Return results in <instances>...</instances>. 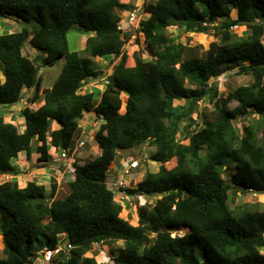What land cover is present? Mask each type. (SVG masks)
<instances>
[{
  "label": "trees",
  "instance_id": "obj_1",
  "mask_svg": "<svg viewBox=\"0 0 264 264\" xmlns=\"http://www.w3.org/2000/svg\"><path fill=\"white\" fill-rule=\"evenodd\" d=\"M129 8L120 0H0V17L38 26L32 34L23 29L0 35L4 75L0 106L16 104L24 89L33 90L30 104L43 96L41 107L21 110L22 131L0 115V174L16 176L18 167L12 160L21 153L27 159L33 155L42 167L49 162L51 149H72L84 113L92 111L102 121L94 135L101 153L90 163L74 165V179L64 198L48 205L44 185L34 179L23 186L14 180L0 184V210L12 218L0 232L4 254L0 264H34L40 251L60 243H69L72 249L68 255H56L50 264H108L85 257L84 250L112 241L123 243L112 264H264V210L258 203L236 210L228 204L231 188L242 194L250 189L264 193V66L260 67L264 0L146 4L147 17L138 26L149 60L123 51L129 36L120 29L119 13ZM233 9L235 19L230 18ZM216 21L220 23L215 25ZM252 21L259 24L241 25ZM174 26L189 33L212 31L218 39L207 49L183 44L169 33ZM233 26H245V34L234 33ZM71 30L89 35L87 57L69 50ZM25 43L44 55L43 66L63 59L50 88L41 89L38 65L23 54ZM110 55L121 58L104 89H86L101 74L94 59ZM224 65L236 68L237 75L250 74L252 82L222 97L209 81L224 73ZM203 99L214 101L217 116L197 128L192 115ZM232 101L237 103L234 108L229 107ZM248 109L258 123L239 135L231 122ZM53 122L58 128L51 130ZM35 140L38 145L33 149ZM146 142L155 148L151 160L160 166L137 187L125 189L136 208L138 225L132 226L122 218L123 206L109 186L107 171L118 151ZM231 164L227 182L221 167ZM56 190L52 184V196ZM143 195L161 198L148 208L139 204ZM182 231L183 235L171 236Z\"/></svg>",
  "mask_w": 264,
  "mask_h": 264
},
{
  "label": "rangeland",
  "instance_id": "obj_2",
  "mask_svg": "<svg viewBox=\"0 0 264 264\" xmlns=\"http://www.w3.org/2000/svg\"><path fill=\"white\" fill-rule=\"evenodd\" d=\"M121 3L127 4L129 8L128 11L120 12L121 21L119 23V26L121 27V30L125 35L129 36V39H125V44L123 46V51L130 55L132 52L139 53L141 57L145 60L150 59V54L146 50V46L144 44L143 36L140 33V26H138L139 22L147 17L146 12L142 13L143 5H146L148 3H153L155 0H120ZM136 11V18L137 20H134L133 22L128 21V16L130 12ZM236 12L235 9L232 10V16L230 15V18L235 19L236 16L234 14ZM220 21H216L214 24L218 25ZM38 26L37 23L32 21L30 23H25L22 21H19L13 25H7L6 33L9 32H19L23 29L28 30L31 34L37 30ZM246 31L245 26H237L233 30L234 33L241 36L244 35ZM169 33L173 38L177 39L178 42H181L183 44H191V45H201L203 49H207L208 45L213 42L217 41V37L211 32L209 34H197V33H189L183 30V26H174L169 28ZM2 34V33H0ZM89 35L84 34L83 32H79L76 30H71L67 35V41H68V47L70 51L77 52L80 56L87 57V53L85 51V41ZM262 42L264 45V37L262 38ZM31 47L28 43H25L23 48V54L25 56L29 57L31 60L35 62L36 65L39 67V78L42 81V88L46 89L50 88L54 82L57 80L62 67H63V59H59L53 66H43L42 65V59L44 58V55L42 53H39L35 50V53L32 55L30 54ZM121 55L118 57L116 56H104L98 59H94L95 65L98 66L97 70L101 72V74L95 78L91 79L89 81V84L87 85L86 89H99L102 91L104 89L105 83L107 81V77L111 75L113 67L120 61ZM232 65H224L221 67V70H224V73L217 79H211L209 81L210 84H215L218 88V91L222 97H226L228 93L232 92L235 88L243 85H248L252 82L251 75H237L236 68ZM3 70L2 66L0 67V70ZM1 75V72H0ZM1 79V78H0ZM27 94H30V97L33 95V90L30 92L27 89L23 90L22 93V99L18 101L16 104L0 109V115H4V120L6 122H10L12 124H15L18 129L21 128L22 123L20 122L21 117V110L28 106L31 109L37 108L39 105H42L41 102H43V96H41V99H38L36 103L30 104L27 100ZM124 99V95H121ZM27 99V100H26ZM179 101H174V105H177ZM189 103V102H187ZM237 105L236 102L232 101L229 104L230 108H234ZM122 110L121 112H123ZM217 111L215 108L214 101H209L208 99H203L201 101L197 102V111L192 115V119L196 121L198 124L197 128H201L204 126V123L206 120L215 119L217 116ZM232 126L236 129L239 135H242L245 133V129L252 125L258 123V117L255 113L251 112L248 109L247 114L244 117L237 118L233 120ZM102 124V121L98 119V117L92 112L84 113L82 118L79 120L80 129L79 131L74 135L72 140L73 147L76 146L78 140L83 141L85 144L82 148L78 149L76 153L69 159L63 162L62 165H58V168L62 169L60 172V175L58 173H55L54 171H50L49 174V182L46 185L45 191H46V202L48 205L51 204V202L54 199H60L64 198L68 194V187L67 184L73 179L74 175H71L74 173L73 170H71L70 175H67V173H63V166L68 164V161H71L70 165H78L83 166L84 164L90 163L92 160H94L99 155V147L94 139L95 133L98 131L100 125ZM185 124H182V127H184ZM264 127V126H263ZM58 125L55 123L50 124V129L54 130L57 129ZM262 131L263 128H260L257 132V137L260 139L262 137ZM177 139H180L182 144L186 145L188 144L187 140L183 139L182 135H177ZM38 145V142L35 140L32 142L33 149ZM52 153L50 152V155L55 154V151L51 149ZM155 148L150 145V143L146 142L143 144H139L135 146L132 149L128 150H121L118 151L115 157V161L111 166H109V174L108 177L114 179L113 181L117 179H124L125 181V188H135L137 187V184L141 182L144 177L149 173H156L159 169L160 164L157 162H154L151 160L152 154H154ZM23 155V154H22ZM25 157V156H23ZM26 161L29 163L27 164V170L25 172V177L22 179V174H17V177H12L10 175H5L3 173L0 174V184L5 181L14 180L16 182H22L27 183V181L35 179L36 174H45L44 172L40 173L37 170L42 171L46 166H57L54 165L52 162V157H50L49 162L46 166L42 167L37 165L35 158L33 155L29 159L26 158ZM14 164V161H12ZM169 166V164H168ZM36 167V169H33ZM38 167V169H37ZM232 167L233 165H230V168H227L226 166L221 167V170L226 171L225 179L227 182L230 179V176L232 175ZM124 171H128V174H124ZM119 172V175L117 174ZM33 177V178H32ZM40 180V179H39ZM35 180V181H39ZM56 184L57 190L55 191L54 195H51V185ZM19 186H21L20 183H18ZM117 194V193H116ZM228 204L229 207L232 210H236V208L243 204H257L258 207L261 210H264V193L263 194H257V197H254L251 193H248L244 191V193H238L235 191L234 188H231L229 191L228 196ZM160 195H151V196H140L139 198V204L146 206V207H152L156 200L160 199ZM115 199L117 202H119L121 205H123V211H122V218L132 226L138 225V219L136 215V208L134 207V199L127 195V198H122L121 195L117 194L115 195ZM12 222V218L6 215L3 211L0 210V232L2 228H8L10 226V223ZM185 231L182 232H172L171 236L174 235H183ZM148 236L150 238L154 237L153 234L148 233ZM61 239H65L60 237ZM123 248L122 241L117 242H105L100 244H92L89 247H87V250H84L85 257H92L97 262L100 263H108L112 264V258L114 257V254ZM44 250V249H43ZM262 253L264 254V248L262 250ZM4 256L3 254V244H2V238L0 236V258ZM34 264H42L40 261V258L34 260Z\"/></svg>",
  "mask_w": 264,
  "mask_h": 264
},
{
  "label": "built area",
  "instance_id": "obj_3",
  "mask_svg": "<svg viewBox=\"0 0 264 264\" xmlns=\"http://www.w3.org/2000/svg\"><path fill=\"white\" fill-rule=\"evenodd\" d=\"M134 20H136V11H133L132 13L129 14V18L128 21L131 23ZM204 25H207L206 23H204ZM236 28V26L231 27L232 30H234ZM107 83V82H106ZM84 142L78 140L77 144L75 147H73L72 149H66V150H62V149H56L54 156L52 155V162L54 163V165H62L64 161H66L67 159L71 158L78 149L82 148L84 146ZM69 162V161H68ZM64 170L63 173L65 174V172L69 171L68 175H70V171L73 170L72 165H70V162L66 165L63 166ZM62 169L57 168V172H61ZM74 171V170H73ZM124 174H128V171H124ZM107 174H109V171L107 172ZM120 177L119 172L117 173ZM71 175H74L71 174ZM113 176H111L110 178V182H109V186L112 189L113 192L117 193L118 195L120 194L122 198H127V195L125 194L124 191H122L125 188V181L124 179H117L115 181H113L114 179H112ZM74 178V176H73ZM73 180V179H72ZM248 193H251L254 197H257V193L252 191L251 189L247 191ZM63 242V239L61 240ZM72 249L71 244L69 243H65V244H59L55 249L50 250L45 248L43 251H41V253H39L40 255V261L42 264H49L52 259L58 255L60 252H64L65 254H69L70 251Z\"/></svg>",
  "mask_w": 264,
  "mask_h": 264
},
{
  "label": "crops",
  "instance_id": "obj_4",
  "mask_svg": "<svg viewBox=\"0 0 264 264\" xmlns=\"http://www.w3.org/2000/svg\"><path fill=\"white\" fill-rule=\"evenodd\" d=\"M234 14H235V16L237 17V12H234ZM231 16H232V13H231ZM20 20H5L4 18H2V17H0V33H2V34H4V33H6V28H7V25H13V24H15V23H17V22H19ZM11 30H9V32L8 33H11L10 32ZM1 35V34H0ZM35 53V50L34 49H31V51H30V54H34ZM25 55V54H24ZM1 67V66H0ZM0 72H1V75H0V83H2L3 81H4V75H3V73H2V69L0 70ZM28 91H32V90H28ZM27 96V99L30 97V94H27L26 95ZM26 99V100H27ZM42 104H43V102H41ZM42 105H39L37 108H39V107H41ZM37 108H35V109H37ZM34 109V110H35ZM20 122L22 123V125H21V128H19V130L20 131H22L23 129H24V119L23 118H20ZM54 123V122H53ZM15 125V124H14ZM99 155H100V153H101V150H99ZM23 154V155H22ZM23 156H25V157H23ZM12 161H14V164L18 167V173L17 174H22L23 176H20V177H22V179L26 176L25 175V172L24 171H26L27 170V164H29L27 161H26V155H25V153H21L19 156H18V158L16 159V160H12ZM70 163H71V161H69ZM74 163V162H73ZM57 168L58 167H56V166H51V164H50V166L48 167H45L42 171H40V170H37V171H39L40 173H42V172H44L45 174H36V177H35V179L34 180H39V181H37L38 183H41V184H43L44 185V187L46 188V185H47V183L49 182V174H50V171L52 170V171H54L55 173H58V175H60V172H57ZM33 169H36V167H34ZM37 169H38V167H37ZM12 177H17V175L16 176H12ZM17 183H20L21 184V186H23L25 183H22V182H17Z\"/></svg>",
  "mask_w": 264,
  "mask_h": 264
},
{
  "label": "water",
  "instance_id": "obj_5",
  "mask_svg": "<svg viewBox=\"0 0 264 264\" xmlns=\"http://www.w3.org/2000/svg\"><path fill=\"white\" fill-rule=\"evenodd\" d=\"M144 12H145V5H143V8H142V13H144ZM253 24H259V22H257V21H252V22H241V25H253ZM116 57H117V56H116ZM263 66H264V64L260 65V67H263ZM12 105H14V103H13ZM12 105H10V104H3L2 107H4V108H8V107H10V106H12ZM239 189H240V190H244L242 187H240Z\"/></svg>",
  "mask_w": 264,
  "mask_h": 264
},
{
  "label": "clouds",
  "instance_id": "obj_6",
  "mask_svg": "<svg viewBox=\"0 0 264 264\" xmlns=\"http://www.w3.org/2000/svg\"><path fill=\"white\" fill-rule=\"evenodd\" d=\"M130 13H132V12H130ZM137 14V13H136ZM137 16V15H136ZM129 17V16H128ZM136 20H137V18H136ZM236 28H237V26H236ZM120 29H121V27H120ZM232 30V29H231ZM107 82V81H106ZM106 84V83H105ZM1 107L2 106H0V109H1ZM4 108V107H3ZM72 147H73V145H72ZM56 150V149H55ZM51 153H52V151H51ZM50 157H52V155H50ZM56 167H58V166H56ZM72 167H73V170H74V163H73V165H72ZM60 168V167H59ZM108 172V171H107ZM65 173H67V175H68V173H69V171L67 172H65ZM74 179V178H73ZM122 179H123V177H122ZM107 180L110 182L111 180H110V178L108 177V174H107ZM72 181V180H71ZM126 185V184H125ZM128 189V188H127ZM122 191H124L125 192V189H123ZM244 191V190H243ZM114 194L115 195H117L115 192H114ZM125 194H126V192H125ZM127 195V194H126ZM129 196V195H128ZM123 206V205H122ZM62 238H64V237H62ZM62 240V239H61ZM65 242V239H63V243ZM63 245V244H62ZM45 249V248H44ZM43 251V250H42ZM39 253H41V251L39 252ZM38 253V254H39ZM61 253V252H60ZM39 258H40V255H39ZM50 264V263H49Z\"/></svg>",
  "mask_w": 264,
  "mask_h": 264
}]
</instances>
